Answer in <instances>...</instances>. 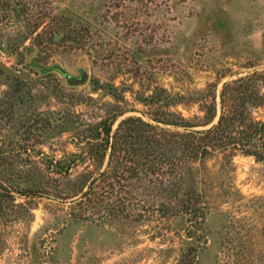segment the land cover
Listing matches in <instances>:
<instances>
[{
    "label": "rangeland",
    "instance_id": "1",
    "mask_svg": "<svg viewBox=\"0 0 264 264\" xmlns=\"http://www.w3.org/2000/svg\"><path fill=\"white\" fill-rule=\"evenodd\" d=\"M35 1L65 13L86 41L45 56L0 37V62L28 72L31 92L0 121V264H264V162L253 156L215 153L196 166L206 217L194 256L182 258L191 225L170 212L160 185L148 191L143 175L123 192L116 187L109 206L79 203L108 161L88 152L87 125L123 113L112 131L128 117L181 130L154 121L172 114L203 130L219 119L229 82L259 74L250 89L264 95V0ZM17 24L0 23V36L17 38ZM52 64L89 78L69 87L59 72L42 73ZM10 78L0 79V97ZM246 108L264 122V99ZM53 158L74 161L71 170L55 175Z\"/></svg>",
    "mask_w": 264,
    "mask_h": 264
},
{
    "label": "trees",
    "instance_id": "2",
    "mask_svg": "<svg viewBox=\"0 0 264 264\" xmlns=\"http://www.w3.org/2000/svg\"><path fill=\"white\" fill-rule=\"evenodd\" d=\"M31 1L0 0V23L13 24L16 21L17 25L22 24L20 30L24 29V32H16L15 39L1 35L6 44H25L28 41L32 48L45 56L63 48L84 47V35L72 27L65 13L56 12V7L38 9L37 1ZM0 44H4V41ZM25 49L30 48L26 46ZM10 50L15 51L11 47ZM259 77V74H253L225 85L221 93L219 119L216 124L203 130H194L197 125L173 118L172 114L163 119L155 117L154 121L181 130H169L140 117H128L112 131L117 118L123 113L87 125L88 135L82 139L84 145L89 146L88 152L98 157L100 162H104L105 157L108 161L105 171L84 185L81 192L86 190L79 197V203L109 206L116 187L119 192H123L126 187L124 184L132 187L134 182L142 181L143 175L151 189L148 191L153 193L157 189L156 184L160 185L163 197L169 195L166 199L173 207L170 212L174 216L186 218L191 225L186 238L193 243L186 242L182 248V258L194 256L200 247L197 244L205 239L201 225L206 217L204 202L195 187L196 166L215 153H223L224 156L240 153L264 162V122L252 120L246 108L251 101L264 99V95L257 96L250 89L252 82ZM10 79L14 83L13 88L0 97V121L5 114L14 112L17 106L25 105L31 94L27 91L28 82ZM213 112L211 120L204 125L214 118L215 107ZM73 163L67 164L53 158L47 169L57 176H65ZM26 193L40 197L38 194H41V190L30 189ZM116 198L118 202L121 201L119 196ZM160 206L164 210L159 209L158 212L167 215V203L162 202ZM114 210L111 209V213Z\"/></svg>",
    "mask_w": 264,
    "mask_h": 264
},
{
    "label": "water",
    "instance_id": "3",
    "mask_svg": "<svg viewBox=\"0 0 264 264\" xmlns=\"http://www.w3.org/2000/svg\"><path fill=\"white\" fill-rule=\"evenodd\" d=\"M42 70V73H48L50 71H57L59 72L63 78L65 79L66 84L69 87H75V86H82L84 85L87 80H88V73L84 70L80 71V74L78 77L75 76H70L66 70H64L61 66L57 65V64H52L51 66L48 67H40ZM0 71L2 72L0 74V79H6L8 77H12L15 79H19L22 81H26L29 79L30 74L24 70L22 71H14L6 66H4L1 62H0Z\"/></svg>",
    "mask_w": 264,
    "mask_h": 264
}]
</instances>
